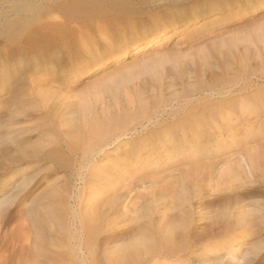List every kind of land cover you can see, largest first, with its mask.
Returning <instances> with one entry per match:
<instances>
[{
  "label": "rangeland",
  "instance_id": "obj_1",
  "mask_svg": "<svg viewBox=\"0 0 264 264\" xmlns=\"http://www.w3.org/2000/svg\"><path fill=\"white\" fill-rule=\"evenodd\" d=\"M25 1L0 0V264H264V0Z\"/></svg>",
  "mask_w": 264,
  "mask_h": 264
},
{
  "label": "bare ground",
  "instance_id": "obj_2",
  "mask_svg": "<svg viewBox=\"0 0 264 264\" xmlns=\"http://www.w3.org/2000/svg\"><path fill=\"white\" fill-rule=\"evenodd\" d=\"M145 1V0H144ZM151 0H146V2H150ZM25 3H26V1L25 0H19V6L20 7H22L23 5H25ZM104 3V5L105 6H103L102 4ZM114 3H123V1L122 0H66V2H65V6H67V8H70V9H72L71 11H69L68 13H67V17L68 18H70V19H73V17H75V18H77L78 16H86L87 18H85V19H87V20H83V21H91V14L93 15V14H96V13H103V12H105V11H107L108 10V6H110L111 4H114ZM123 4H125V3H123ZM32 8H33V6L34 5H30ZM36 6V5H35ZM31 8V9H32ZM34 10V9H33ZM32 10V11H33ZM22 12V11H21ZM18 13H20V12H18ZM32 13V12H31ZM24 14V13H23ZM34 14V13H33ZM26 15V14H25ZM37 15V14H36ZM104 15H106V14H104ZM108 15V14H107ZM22 16V15H21ZM28 16V15H27ZM29 17V16H28ZM23 18V17H22ZM17 19V18H16ZM39 19H40V21H39ZM37 21H38V24H37V27L35 28V29H33V32H31V33H34V32H36L37 34H40V29H42V28H46V26H50V24L52 23V21L50 20V21H48V23H47V20L45 21L46 22V24H48V25H45V27H43V26H41V25H43V24H41L40 22H44V18H39ZM77 19H79V17L77 18ZM24 20V19H23ZM22 20V21H23ZM56 20V19H55ZM19 21H21V20H16V21H13V22H10L9 24H8V30H12V32L15 34L16 32H17V34H18V30L21 28V24L22 23H25V21L24 22H19ZM93 21V20H92ZM44 22V23H45ZM54 24H53V26H56L57 27V29L58 28H62V27H67V26H69V23H68V21H58L57 22V20H56V22H53ZM86 23V22H85ZM52 26V25H51ZM85 26V25H84ZM84 26H83V24H82V27L81 26H78L79 28V31H82L83 29H85L84 28ZM24 27V26H23ZM22 27V28H23ZM52 28V27H51ZM50 28V29H51ZM76 28V27H75ZM18 29V30H17ZM43 30V29H42ZM46 30H47V28H46ZM15 31V32H14ZM31 31V30H30ZM43 32V31H42ZM29 33V32H28ZM43 34H45L44 35V37H49L48 36V33H43ZM20 35V34H19ZM30 38H31V36H30V34L28 35ZM41 36V35H40ZM43 39V38H42ZM46 39V38H45ZM49 39V38H48ZM159 63V62H158ZM146 65H148V64H146ZM138 67H140V66H138ZM137 68V67H136ZM135 67H132V68H128V69H126L125 71H123V72H120V73H118V74H116V75H114V76H110L111 78H109L106 82H107V86L108 85H113V86H118V84H119V81H120V79H121V76H124L125 74L126 75H132V73H134V70L136 69ZM125 75V76H126ZM124 76V78H127V77H125ZM262 93V92H261ZM260 93V94H261ZM261 98V97H260ZM259 100H261V99H259ZM263 101V100H262ZM260 103V102H259ZM251 104V103H250ZM257 105V104H256ZM263 107V106H262ZM253 108H256V107H254L253 106ZM246 109V108H245ZM258 109H260V108H258ZM257 109V110H258ZM260 113V112H259ZM257 131V130H256ZM261 142V141H260ZM261 246V245H260ZM145 247H147V240L145 241V240H143V239H139V240H136V241H133V242H130L127 246H125V247H123V250H122V253L123 254H132L133 252H139L140 250H142L143 248L145 249ZM234 253V252H233ZM129 256H131V255H129ZM232 257V259L231 260H234V258H233V256H231ZM230 257V258H231ZM227 258H229V256L227 257ZM223 259V258H222ZM241 259H243L242 257H241ZM245 259V258H244ZM230 260V259H229ZM236 260V259H235ZM242 262V260H240V259H238V260H236V261H234L233 263L230 261V263H227V264H251L252 262L251 261H249V260H243V262Z\"/></svg>",
  "mask_w": 264,
  "mask_h": 264
}]
</instances>
